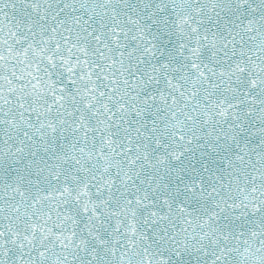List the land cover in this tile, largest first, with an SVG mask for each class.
<instances>
[{
	"label": "snow or ice",
	"instance_id": "obj_1",
	"mask_svg": "<svg viewBox=\"0 0 264 264\" xmlns=\"http://www.w3.org/2000/svg\"><path fill=\"white\" fill-rule=\"evenodd\" d=\"M0 264H264V0H0Z\"/></svg>",
	"mask_w": 264,
	"mask_h": 264
}]
</instances>
